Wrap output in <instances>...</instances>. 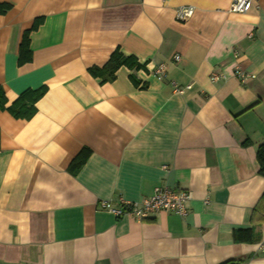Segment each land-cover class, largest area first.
I'll list each match as a JSON object with an SVG mask.
<instances>
[{
    "label": "crops",
    "instance_id": "obj_1",
    "mask_svg": "<svg viewBox=\"0 0 264 264\" xmlns=\"http://www.w3.org/2000/svg\"><path fill=\"white\" fill-rule=\"evenodd\" d=\"M232 1L0 0L7 106L47 88L28 120L0 111V264H264V203L253 215L264 193V0L244 14ZM181 6L194 8L185 21ZM27 31L31 59L19 66ZM115 50L143 66L138 86L125 67L105 84L88 73ZM236 67L255 78L241 82ZM159 186L190 193L184 217L101 207Z\"/></svg>",
    "mask_w": 264,
    "mask_h": 264
},
{
    "label": "built area",
    "instance_id": "obj_2",
    "mask_svg": "<svg viewBox=\"0 0 264 264\" xmlns=\"http://www.w3.org/2000/svg\"><path fill=\"white\" fill-rule=\"evenodd\" d=\"M166 2L168 0H160ZM252 0H233L231 2L229 12L233 14L247 13L251 7ZM194 8L191 6H181L176 9V19L178 21H185L193 15ZM234 58H237V53L234 52ZM179 57L175 56L174 61H178ZM165 65L159 64L152 69V75L162 80L164 78ZM234 75L236 79L241 82H246L255 78L254 75L249 74L236 67ZM221 77L218 75H211L210 81L217 82ZM190 86L178 87L173 85V92L177 95L183 94ZM191 198L190 193L184 191H173L167 187H156L152 194L144 197L138 201H126L123 198H118L116 205L111 201L101 202V207L116 218H131L137 221H143L149 218L150 215L156 213H174L180 217L186 215V205ZM207 203V201H206ZM264 247V243L261 248Z\"/></svg>",
    "mask_w": 264,
    "mask_h": 264
},
{
    "label": "trees",
    "instance_id": "obj_3",
    "mask_svg": "<svg viewBox=\"0 0 264 264\" xmlns=\"http://www.w3.org/2000/svg\"><path fill=\"white\" fill-rule=\"evenodd\" d=\"M8 9L7 5H0V15L4 14L5 10ZM38 21L34 23L31 30H35L37 28ZM29 31L24 33L22 36V41L19 45L18 50V65L21 66L27 63L30 57L29 47ZM120 67H125L128 71L131 72L129 75V79L131 80L132 84L138 86L139 83L135 78V72L139 69H142L143 66L140 65L134 58L132 57H125L123 56L118 50H115L110 57H108L107 63L102 67H91L88 69V73L94 77L99 78L101 84L109 83L114 81L115 73L119 70ZM47 88L42 86L38 89H28L21 93L10 105L7 106L6 98L4 95L3 90L0 88V111H6L15 119H24L28 120L33 116L35 113V104L37 100L42 98L46 93ZM90 155V151L88 149L83 148L80 152L76 155V157L71 161L68 167V171L70 174H75L82 166L83 163L86 162ZM256 162L258 165V175L264 178V143L257 149L256 152ZM262 198L254 208L253 215L260 214V206L264 203V193L261 195ZM239 235V233H238ZM237 235V236H238ZM240 239V237H238Z\"/></svg>",
    "mask_w": 264,
    "mask_h": 264
}]
</instances>
